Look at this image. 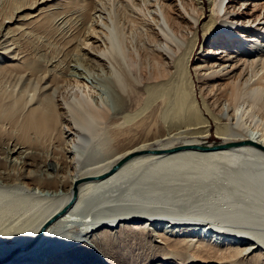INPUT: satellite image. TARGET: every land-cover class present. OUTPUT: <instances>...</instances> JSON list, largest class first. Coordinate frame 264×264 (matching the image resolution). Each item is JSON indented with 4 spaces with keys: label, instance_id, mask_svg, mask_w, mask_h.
I'll use <instances>...</instances> for the list:
<instances>
[{
    "label": "bare ground",
    "instance_id": "1",
    "mask_svg": "<svg viewBox=\"0 0 264 264\" xmlns=\"http://www.w3.org/2000/svg\"><path fill=\"white\" fill-rule=\"evenodd\" d=\"M107 1L122 13L111 10L112 25L104 22V30L97 29L103 19L93 8L105 0L25 2L1 24L0 135L5 122L18 135L6 150L0 144V264L13 262L17 253L16 259L38 256L48 247L64 253L79 237L110 250L112 264H140L133 254L131 259L116 252L114 244L132 242L127 231L117 236L118 227L140 235L138 243L131 236L137 250L158 242L156 264H247L246 259L264 264V149L249 143L264 147V0ZM62 3L66 9L57 12ZM27 5L30 15H20ZM69 9L96 20L90 34H105L100 47L90 45L87 35L81 43L99 53L90 55L92 61L104 60L113 70L121 98L112 112L111 105L97 108L79 95L80 87L69 94L72 81L58 87L51 68L29 62L11 43L31 22L52 33L54 15ZM59 89L73 97L65 106L69 111L59 109ZM112 115V126L127 139L141 136L142 125L149 134L157 130L155 138L113 153L109 148L118 131L88 130ZM213 131L220 141L210 143ZM54 139L61 140L66 157L72 154L70 163L51 157L41 169L33 168L39 145ZM227 144L234 146L222 147ZM73 227H82L80 235H72ZM195 227L203 230L191 237ZM205 230H210L206 241ZM119 256L122 262L115 263ZM87 257L77 258L102 263L94 254Z\"/></svg>",
    "mask_w": 264,
    "mask_h": 264
},
{
    "label": "rangeland",
    "instance_id": "2",
    "mask_svg": "<svg viewBox=\"0 0 264 264\" xmlns=\"http://www.w3.org/2000/svg\"><path fill=\"white\" fill-rule=\"evenodd\" d=\"M30 1L33 2L34 0H29V1L28 0H0V29H2L1 28L2 27V25H1L2 22L5 20V18H7L10 15L9 13L11 12V10L15 6L23 5L25 2H27L29 4ZM58 1H64V0H55V2H58ZM105 2L107 4L106 3L103 4L104 2L103 3H99V4H97L98 7L94 6V8H93V10L96 9L97 12L101 13V15H102V19L103 20L102 21L99 20L100 22L98 21V23H97L98 25H96L97 29H99V30H101L100 25H101V27L104 30V22L107 23V24H111V22H110L111 20H109V18L111 19V17L107 18V16H109V14L111 16L113 11H114V13H117V11H119L118 15H120L122 13L121 10H118V9L116 10L117 7L115 8V6H114L115 10L114 9H110L111 5L109 6V2L107 0H105ZM31 3H30V5H31ZM30 5H27L25 8L20 10L18 13L20 15H22V16L30 15V13L33 10V9H31L32 7H30ZM66 5H67L66 3H62L61 5H59V9H57V12L64 11V9H66V7H67ZM102 8L106 9V11L108 10V12H107L108 14ZM245 8H246L245 10H248V11L253 9L251 5L247 6ZM72 10H76V9H72ZM93 10L91 12H93ZM96 10L93 13H97ZM111 10H112V13H110ZM105 14H107V15H105ZM54 18H55V19H53V27H54L53 29H54V31L52 33H48V32L46 33V32H44V30L38 29L37 28V23L35 24V22H33V23L31 22L30 25L22 26V28L17 31L18 33L16 32L14 34L15 36H12L10 38V39L13 38L11 40V43L15 42L13 44V46L16 45L18 48H21L24 51V53L27 56L26 59L29 62L32 61L34 63L38 62V63L44 64V66H45L44 70L46 68L48 69V67L51 68L54 71L53 74H52V71H51V74L55 78V79L53 78L54 82L56 83V81H57L56 85L58 87L61 86V88H62V86H63L62 89H65L66 87H68L67 85L72 84V83H70L71 81L74 82V83L76 82L75 84L74 83L72 84V86L74 85L73 87H71L69 85V88H66L67 90L69 89V91H70L69 94L74 93L75 91H78L81 88V90L78 91V93L80 92L79 95L82 93L81 96H83V94H84V96H87V97L91 98L92 101H93V104H95V107H97V108H100V107L108 108L107 105H111L110 106V108H111L110 112H112L113 111L112 107L114 108L115 106H117L119 104L118 101H120V98H121L120 92L115 88L116 87L115 86L116 82L113 79V76H110V75H114V73L113 74L111 73V72H113V70H111L112 69L111 66L110 67L108 66L109 63L104 61V60H99L98 61L99 63L92 61L91 58H90V55H92V53H94V54H97V53L94 52L93 50H90L91 47H89V46L85 47V50H84V46L85 45H83L84 42H86V40L89 38L88 42L89 43L90 42L94 43L93 45L95 47L96 46L97 47L102 46L103 43H104V40H105V37L103 36L104 33L102 32L103 30L101 31L103 34L102 33L98 34L100 38L97 37L98 36L97 34L93 35L92 34L93 33L92 32L93 29L91 28L92 26H90V24L92 23L93 18H90V19L86 18V20H85L84 15L82 16V13H80L79 11L72 12L71 9H69L68 12H64L62 14L54 15ZM106 19H108V20H106ZM95 21L93 22L94 24L92 23L93 26L96 24ZM86 22H88V23H86ZM18 24L19 23L15 22V23H13L12 25H9V26L11 28H13V27L17 26ZM85 30H87V31H85ZM89 30H90V32H92L91 34H90ZM86 32H87V34H85ZM112 33H114V32H112ZM86 35H87L88 38L86 37ZM112 37L116 38V34L114 33ZM101 40H103V43L101 42ZM242 42H244V40H242ZM91 43H90V45H91ZM98 45H100V46H98ZM73 50H75V51H73ZM78 50H79V53H78ZM204 50L205 51L207 50L206 46H204ZM88 51H89V54H86ZM205 51H204V55H205ZM206 54H207V52H206ZM97 55H99V53ZM196 57H199V55H196ZM196 57H195V59H196ZM95 63H97V64L95 65ZM96 67H98V68H96ZM62 68H63V70H62ZM109 69H110V72H109ZM56 74L59 75V77H57ZM60 74H61V76H60ZM58 78H59V81H58ZM53 79H52V81H53ZM60 80H61V82H60ZM109 81H112L111 83L113 85ZM67 83H69V84H67ZM9 84L10 83L6 84V88L8 90L10 88H13V86L11 84L10 85ZM109 84L112 85V86H110ZM7 85H9L10 87L7 86ZM75 86H76V88H75ZM77 87H78V89H77ZM72 88L74 90H72ZM58 91L56 93L58 95L55 96V98L57 97L56 99H57L60 111H62V108H64V110H66V111H69V106H67V107H65V106L69 105L70 99H72L73 97L71 96L72 98H70L69 94L67 93L69 91L66 92V90H60L61 92H65V93H61L60 91L59 92ZM62 94H64V95H62ZM64 96H65L66 99H64ZM67 98H68V101H67ZM111 117H110V119L101 122L100 123L101 125L100 124L98 125V123H96L94 127H91V129H90L88 124H86L85 127L88 126L89 127L88 130L90 132H91V130L92 131L97 130V131H99V133H101V132L114 133V132L118 131L117 132L118 133V137H117L118 139L116 140V138H114L113 141L111 142V144H114V145L110 144V147L112 149L115 148L114 151L111 150V148H109V150L112 151L113 153H118V151H122L123 149L125 150L128 147H130L132 145H135L136 143H140V142L146 141V139H147V141H152L151 139L155 138V136L153 134H155L157 130L155 131V133L152 132V134H149L147 132L146 127H144L145 125H142V126H140L139 135L141 133V136H142L143 135L142 133H144V135L142 136L143 138L141 136L137 135L138 138L135 136L137 139L133 138L132 139L133 141L130 140V139H127L123 132L120 133V130H118V129L116 130V127L114 125L113 126L115 128L112 126V123H114L113 122L114 115H112ZM7 123L8 122H5V123L2 124V130H3L4 134L0 135V144L4 145V147H5L4 149L5 150H6V146H8V143H7L8 140H12L13 141L15 138H16L15 140H17V135H18L17 129H15L11 124H9V123L7 124ZM98 127H99V129H98ZM142 127L145 128V129L143 130ZM93 128H94V130H93ZM117 133H115V134L117 135ZM147 134L150 137L149 136L147 137ZM151 136H152V138H151ZM144 138H146V139L144 140ZM59 140L60 139H57V140L54 139L53 142H51L50 144L48 143L49 146L47 144L39 145V147H38V149L40 148L39 149V157H38L37 160H35L33 162V164H34L33 168H35L37 170L41 169L43 167L42 165H44L45 163L49 162L48 159L51 158V157L55 158V160H57V161H60V163H62V161L65 162V163H68L69 160H71L72 154L70 155V157L68 156L69 158L66 157L63 154V149H64L63 147L64 146H62V144L60 143L61 140L60 141ZM209 140L212 141V142H210ZM218 141H220V140L215 136L214 131H213L211 133V135L209 136V138H208V142L215 143V142H218ZM58 142H59V144H57ZM56 145H58L59 147L56 146ZM44 146H46V147H44ZM84 146H85V148L88 147L89 149L86 148L88 150H90L91 147H92V145L89 144V143L85 144ZM9 148H10V146H9ZM42 148H44L45 150L42 149ZM16 156H17V154L10 156V158L13 160ZM51 220H49V221H51ZM227 225H229V224H227ZM230 225H232L234 228L239 227V226H245L243 224L237 225L235 223L234 224L230 223ZM207 226H209V224ZM79 228H82V227H78V228L77 227H73L72 228V235L74 237H76L77 235H80L81 230H79ZM226 228H229V227L226 226ZM160 229H162V226H160ZM211 229L214 230V228H211ZM246 229L254 231L256 228L254 226H250V227L247 226ZM117 230L119 232V233H117V236L121 235V233H123L125 231L123 235H125V233L128 232L127 235L130 236V237L127 236V238H126L127 240L130 238L129 240H131L133 242V239H131V236H132V238L136 237V239H137L136 240L134 238V242L135 243L139 242V239H140L139 236L140 235L139 234L137 235L136 231H133V230L130 231V229L126 230V229H123V228H120V227H118ZM122 230H123V232H122ZM202 230H203L202 227H197V228L195 227V229H193V231L191 232V234L193 235L191 237H194V235H196L197 233H200V231H202ZM178 231L179 230H177V232ZM209 231L210 230H207V231L205 230V232L203 231V240H205V241L209 240V238H210L209 237ZM113 236H115V235H113ZM183 237H181V238H183ZM195 237H197V236H195ZM92 239L93 238H91V239H86L85 238L84 239V238H81V237H79L78 240H73L72 239L71 242L75 241L74 242L75 244L73 243L72 244L73 246L70 245L73 249L70 248L69 251H66L67 253L65 251H64V253L60 252L62 250H60L59 248L57 250L56 246H54L55 248H49L48 247L47 250H45V252H44L45 254L44 253H40L38 256L37 255L36 256H32L33 258L32 257H29V258H24L23 257V258H20V259H16V258H18L17 254L18 255L20 254V253H17L16 256L14 257V259H13L14 260L13 264H73V263L74 264H85V262H80V259L77 258V257H80V255L84 256V257H87V256H89L91 254H94L96 258L98 257L101 260V262H102L101 264H112V262H111V260L109 258L111 257L112 259H114L115 255H109L108 253L110 252V250L109 251L107 250V252H106V250L103 251L102 249H100L97 245H95L94 243L91 242ZM216 239H218V238H216ZM229 241H230V239H229ZM236 241H239V242L244 241V242H246L245 240H236V239L231 240L230 242L234 244V243H236ZM12 242L13 241L11 239L7 240V243H12ZM132 242L127 243V242H124V241L121 240V243H123V244H121V245L114 244L117 247V249H119V251H116V252L129 253L127 255H129L130 258L134 255L133 258H135V259L139 258V260L141 259L140 264H156L158 262H161V261H154L155 258L161 253V250H160L161 247L159 246L158 242H157L158 244L156 242H153L151 244L150 243H146L145 247H142L141 249H138V250H142V252H141L142 255L138 253L139 251L137 250V245L135 243H132ZM244 242H241V243H244ZM194 243H196V242H193V246L195 248L196 247L198 248L199 245L196 246ZM121 247H123V248H121ZM155 248H157L158 251ZM212 249H214V251H216L215 248H212ZM55 250H57V251H55ZM86 251H89V252L86 253ZM156 251H157V253H156ZM158 252H160V253H158ZM12 254H14V253H11V255ZM131 254H133V255H131ZM40 255H41V257H40ZM106 255H109L110 257H107ZM144 255H146V256H144ZM66 256H69L70 260L72 258L73 262L72 261L70 262L69 260H67ZM87 259H88V257H87ZM122 260H123V257L120 258V256H119V260H116L117 262H115V263H119L120 261L122 262ZM144 261H145V263H144ZM18 262H21V263H18ZM246 262H247V264H263V262L261 260H258L256 262L254 259H252V260L246 259Z\"/></svg>",
    "mask_w": 264,
    "mask_h": 264
},
{
    "label": "water",
    "instance_id": "3",
    "mask_svg": "<svg viewBox=\"0 0 264 264\" xmlns=\"http://www.w3.org/2000/svg\"><path fill=\"white\" fill-rule=\"evenodd\" d=\"M250 144H252V145H257V146H259V147H261V148H263L264 149V147L263 146H261V144H259V143H256V142H249ZM232 146H234V144H227V145H222V147H232ZM122 162H119V164L118 165H116L110 172H113V171H115V170H117L122 164H121ZM102 176H104V175H102ZM102 176L100 177V179L102 178ZM76 190H75V192H74V195H73V198H75L76 197ZM54 220V219H53ZM42 231H43V228L41 229ZM14 262H12L11 261V263L10 262H4L3 264H13Z\"/></svg>",
    "mask_w": 264,
    "mask_h": 264
}]
</instances>
